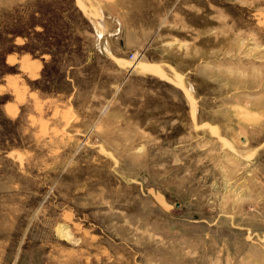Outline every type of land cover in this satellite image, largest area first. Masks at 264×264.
I'll return each mask as SVG.
<instances>
[{"label": "rangeland", "instance_id": "rangeland-1", "mask_svg": "<svg viewBox=\"0 0 264 264\" xmlns=\"http://www.w3.org/2000/svg\"><path fill=\"white\" fill-rule=\"evenodd\" d=\"M0 264H264V0H0Z\"/></svg>", "mask_w": 264, "mask_h": 264}, {"label": "bare ground", "instance_id": "bare-ground-1", "mask_svg": "<svg viewBox=\"0 0 264 264\" xmlns=\"http://www.w3.org/2000/svg\"><path fill=\"white\" fill-rule=\"evenodd\" d=\"M135 66H138V65H134L133 67ZM139 68L143 71L150 72V73H162V70L159 68V66L156 64H152V63H145L144 65L139 66Z\"/></svg>", "mask_w": 264, "mask_h": 264}]
</instances>
